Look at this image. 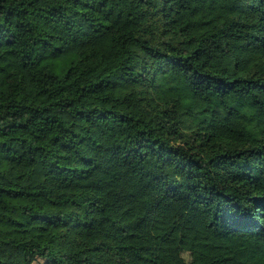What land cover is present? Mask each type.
I'll use <instances>...</instances> for the list:
<instances>
[{
	"label": "trees",
	"instance_id": "16d2710c",
	"mask_svg": "<svg viewBox=\"0 0 264 264\" xmlns=\"http://www.w3.org/2000/svg\"><path fill=\"white\" fill-rule=\"evenodd\" d=\"M264 264V0H0V264Z\"/></svg>",
	"mask_w": 264,
	"mask_h": 264
},
{
	"label": "rangeland",
	"instance_id": "374dc122",
	"mask_svg": "<svg viewBox=\"0 0 264 264\" xmlns=\"http://www.w3.org/2000/svg\"><path fill=\"white\" fill-rule=\"evenodd\" d=\"M104 264H146L134 256L128 254H120L117 252L105 254L101 257ZM37 264H48L47 261L38 260Z\"/></svg>",
	"mask_w": 264,
	"mask_h": 264
}]
</instances>
